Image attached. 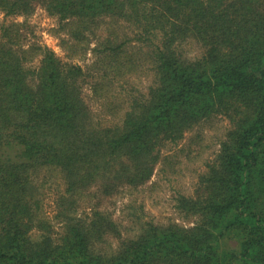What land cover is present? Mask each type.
<instances>
[{"label": "trees", "instance_id": "obj_1", "mask_svg": "<svg viewBox=\"0 0 264 264\" xmlns=\"http://www.w3.org/2000/svg\"><path fill=\"white\" fill-rule=\"evenodd\" d=\"M36 5L57 18L67 58H92L63 61L24 44L18 22L0 23V264H264V0H0V12L27 17ZM142 62L146 92L130 95L118 123L93 122L80 82L102 93ZM214 116L228 122L218 150L174 199L191 225L143 221L125 237L98 201L76 212L146 183L162 147ZM36 170L64 182L58 231Z\"/></svg>", "mask_w": 264, "mask_h": 264}, {"label": "rangeland", "instance_id": "obj_2", "mask_svg": "<svg viewBox=\"0 0 264 264\" xmlns=\"http://www.w3.org/2000/svg\"><path fill=\"white\" fill-rule=\"evenodd\" d=\"M18 22L24 32V44L37 42L51 48L56 56L63 61H72L84 67L92 53L85 51L83 55L78 50L72 53L73 58H67V48L60 43L57 18L49 15L40 5H36L33 13L27 17L5 16L0 12V23ZM116 31L129 32L124 25L115 24ZM93 46L92 42L90 47ZM186 56L190 58L200 54V48L195 43L182 46ZM32 62L30 66H34ZM149 65L142 62V69L126 73L124 77L115 78L112 87L93 94L90 89V79L80 82L82 96L90 110L93 122L99 125L118 123L130 95L145 93L153 83V75ZM115 85V86H114ZM105 97L103 94H109ZM106 92V93H103ZM228 127L224 116H214L186 131L176 144L162 147L159 161L155 164L148 181L138 188H123L109 197L98 199L92 197L81 201L76 206L79 215H86L98 201L99 208L107 211L120 226L122 236L130 237L139 232L143 221H152L158 225L176 223L189 226L194 218L182 217L175 208L176 192L189 195L194 190L197 176L203 171L206 162L214 157ZM34 176V193L41 201L42 210L55 231L59 230V219L54 216L56 199L63 191L64 182L57 172L37 171ZM94 195V193H93ZM33 235L35 232L32 233ZM117 241L108 237L105 246H116Z\"/></svg>", "mask_w": 264, "mask_h": 264}]
</instances>
